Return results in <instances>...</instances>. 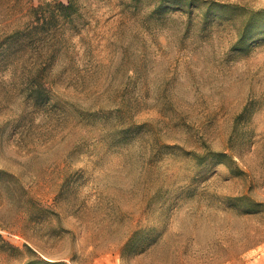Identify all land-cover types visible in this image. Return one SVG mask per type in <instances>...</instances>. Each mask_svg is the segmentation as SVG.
Wrapping results in <instances>:
<instances>
[{"label":"rangeland","instance_id":"obj_1","mask_svg":"<svg viewBox=\"0 0 264 264\" xmlns=\"http://www.w3.org/2000/svg\"><path fill=\"white\" fill-rule=\"evenodd\" d=\"M41 1L0 0V264L264 263V41L231 48L264 0L206 30L199 2L78 0L30 37Z\"/></svg>","mask_w":264,"mask_h":264},{"label":"trees","instance_id":"obj_2","mask_svg":"<svg viewBox=\"0 0 264 264\" xmlns=\"http://www.w3.org/2000/svg\"><path fill=\"white\" fill-rule=\"evenodd\" d=\"M175 2L176 0H158L157 10L158 12H163L162 7H165L167 2ZM187 3L188 6H191L193 3H201V15L204 19L201 26L206 30V23L211 18L217 16H226L230 15L233 8L237 5L233 2L222 1V0H183ZM32 16V22L29 28H27L28 34L33 36L34 32L41 27L50 28L58 24H68L71 27L77 25L78 17L80 16V7L78 5V0H44L37 4H32L29 10ZM192 12L191 9H188V13ZM24 27L13 29L8 37L6 38V43L3 46L6 50H14L15 46L21 43V36ZM264 41V7L250 9L245 16V21L236 28L235 31V40L233 41L231 48L237 51H248L251 48V45L255 42ZM27 84L28 89L27 93L31 96L32 100L36 104L45 102L46 91L44 90L45 83L42 80L41 75L38 70L34 73L27 75ZM247 210V209H245ZM154 228V226H153ZM146 239L145 228L143 226L135 229L132 233V236L128 238L121 247V254H123L132 242L136 243V246L139 244L135 252L139 253L145 250L146 244L144 243ZM158 240V233L150 239V244L155 243ZM132 241V242H131ZM67 264L62 260H49L42 257L31 258L24 262L23 264Z\"/></svg>","mask_w":264,"mask_h":264},{"label":"crops","instance_id":"obj_3","mask_svg":"<svg viewBox=\"0 0 264 264\" xmlns=\"http://www.w3.org/2000/svg\"><path fill=\"white\" fill-rule=\"evenodd\" d=\"M244 264H264V263H244Z\"/></svg>","mask_w":264,"mask_h":264}]
</instances>
